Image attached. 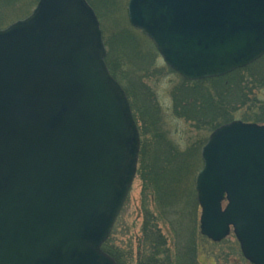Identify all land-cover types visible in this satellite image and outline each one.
<instances>
[{
	"label": "water",
	"instance_id": "water-1",
	"mask_svg": "<svg viewBox=\"0 0 264 264\" xmlns=\"http://www.w3.org/2000/svg\"><path fill=\"white\" fill-rule=\"evenodd\" d=\"M130 24L188 81L264 56V0H130ZM87 0H39L0 30V264H117L102 250L137 175L140 135ZM200 230L264 264V126L215 130Z\"/></svg>",
	"mask_w": 264,
	"mask_h": 264
},
{
	"label": "rangeland",
	"instance_id": "rangeland-1",
	"mask_svg": "<svg viewBox=\"0 0 264 264\" xmlns=\"http://www.w3.org/2000/svg\"><path fill=\"white\" fill-rule=\"evenodd\" d=\"M87 1L100 21L107 50L105 60L111 62L118 82L129 92L141 140L138 172L109 238V247H112L115 254L122 256L121 264H138L143 239L144 194L147 191L141 169L145 164V176L149 178L153 167L160 168L154 157L150 161L153 149L156 148L157 141L169 140L184 152L183 157L187 160L183 159L181 163L174 165V173L166 179L164 185L168 191H174V194L178 189L175 209L183 211L186 236L198 247L195 264H250L244 259L233 233L220 243H213L201 235V208L195 187L197 176L203 168V147L215 131L214 127L220 124L215 125L214 121L217 119L211 116L219 117L221 112L227 111L230 116L233 113L234 121H242L247 117L264 120V108L259 105L264 103V58L251 68L249 74L242 75V79H238L233 88L222 85L220 81L191 84V81L188 82L172 71L153 42L130 24V0ZM38 2L39 0H0V30L30 16ZM240 80H244L245 92L237 85ZM206 96L207 101H211L204 104L209 106V113L203 108L202 101ZM189 112L195 115L193 118H201L200 123L187 121L181 115ZM207 114H210L208 119ZM153 136L156 137L152 139ZM147 205L152 215L156 214L158 218L162 215V203L156 204L152 197V202H147ZM159 226L168 237L167 246L174 251L170 226L164 220L159 221ZM186 264H189L188 261Z\"/></svg>",
	"mask_w": 264,
	"mask_h": 264
},
{
	"label": "trees",
	"instance_id": "trees-1",
	"mask_svg": "<svg viewBox=\"0 0 264 264\" xmlns=\"http://www.w3.org/2000/svg\"><path fill=\"white\" fill-rule=\"evenodd\" d=\"M263 58L261 60H263ZM258 62H256L255 64L249 67L237 70L229 75H226L220 78L195 81V82L188 81V82H190L191 84L198 85L201 83H205L207 81H210V82L220 81L222 85H227V86L229 85L228 87L233 88L235 86L234 85L235 82L238 79H240L242 75H244L245 73L249 74L251 68L254 65H256ZM106 63L110 70V73L117 80V76L114 73L113 65H111V62L109 60ZM237 85L238 87H241V90L243 92H245L246 88H245L244 80H240V82ZM243 92L241 95H243ZM126 93L130 99L128 90H126ZM206 98L207 96L203 97V101H202L203 108H206L204 109V111L209 113L211 111V110L208 111L209 106L204 105V104L205 103L208 104L210 100L207 101L208 99ZM152 99L154 100V97ZM130 103H131V99H130ZM261 104L259 103V105L262 108H264V103H261ZM240 105L243 106V104H240ZM131 106H132V109H134L133 103H131ZM197 114H199V112H197ZM134 115H135L136 120L138 121L136 113ZM181 115L184 116L185 119H187V121H191L193 123H200L199 121H201V118H198V117H196L198 119H195V117L193 118V116L195 115L192 112H189L186 115L185 113L184 114L182 113ZM232 115L233 113H231V116H230L229 112L223 111L221 112L219 117L211 116L212 118L217 119V121H214L215 125L216 123H220L218 124L219 126L214 127V130H216L217 128L225 124L233 122L235 118L233 119ZM160 117H161L160 114H158V118ZM208 117L210 118V114L209 116L207 114L206 119H208ZM241 122L263 124L264 120L261 118L247 117V119L243 118ZM155 137L156 136H153L152 139ZM156 144L157 146L155 149H153V155L151 156L152 158L150 159V161L151 160L153 161V157H154L156 163L160 166V168L158 169V166L153 167L152 173L151 175H149V178L145 176L147 174L146 173L147 169H146L145 164L144 166H142V169H141L142 175H143L142 178L145 181L146 189L149 192L148 193L149 196L150 194L151 196L150 197L148 196L147 191L144 194V205H143L144 223H143V229H142L143 239H142V247H141L142 250H141L140 258L138 260V264H186L187 261L189 264H195L197 263V253H198L197 248L198 247L196 246V244L192 243L190 239L186 236V233L184 231V224H183V218L185 217L183 215V211H179L178 209H175L176 202L178 200V196H177L178 189L176 193L174 194V191L173 192L168 191L164 185L166 179L174 173V169H175L174 165L181 163L183 159L184 160H187V159L183 157L184 152L181 151L173 143L169 142V140H161L160 142L157 141ZM152 197L156 204L162 203L164 205L161 208L162 215H160L161 217L159 216V218L156 214L152 215L151 211L148 209L147 202L148 203L152 202ZM162 220H164L170 226L172 238H173L172 241L175 246L174 251H172L167 246L168 237L163 234L159 226V221H162ZM108 242L109 240L103 245V250L106 253H108L112 258H114L118 264H121L122 256L115 254L111 249L112 247L111 248L109 247Z\"/></svg>",
	"mask_w": 264,
	"mask_h": 264
}]
</instances>
